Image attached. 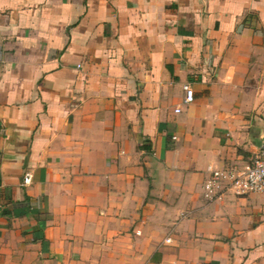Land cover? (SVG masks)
I'll return each instance as SVG.
<instances>
[{
  "label": "crops",
  "instance_id": "1",
  "mask_svg": "<svg viewBox=\"0 0 264 264\" xmlns=\"http://www.w3.org/2000/svg\"><path fill=\"white\" fill-rule=\"evenodd\" d=\"M263 138L264 0H0V264H264Z\"/></svg>",
  "mask_w": 264,
  "mask_h": 264
},
{
  "label": "built area",
  "instance_id": "2",
  "mask_svg": "<svg viewBox=\"0 0 264 264\" xmlns=\"http://www.w3.org/2000/svg\"><path fill=\"white\" fill-rule=\"evenodd\" d=\"M185 92L184 102L190 104L193 101L194 93L189 83L183 85ZM175 113H179L180 109L176 108ZM207 171L211 177L204 184L205 198L212 200L217 198L215 189L225 184L224 189L232 192L235 196L245 197L253 194L264 196V138L259 146L258 153L244 165L228 166L221 170H214L209 167ZM32 181V175L26 173L23 183L29 185ZM170 242L169 239L165 240Z\"/></svg>",
  "mask_w": 264,
  "mask_h": 264
}]
</instances>
